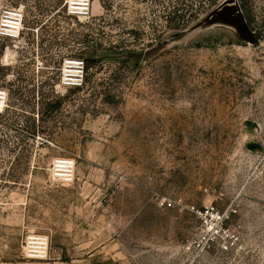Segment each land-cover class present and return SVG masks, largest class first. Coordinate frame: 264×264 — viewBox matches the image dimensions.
Wrapping results in <instances>:
<instances>
[{
  "label": "rangeland",
  "instance_id": "374dc122",
  "mask_svg": "<svg viewBox=\"0 0 264 264\" xmlns=\"http://www.w3.org/2000/svg\"><path fill=\"white\" fill-rule=\"evenodd\" d=\"M177 2L0 0V264H264V0Z\"/></svg>",
  "mask_w": 264,
  "mask_h": 264
},
{
  "label": "trees",
  "instance_id": "16d2710c",
  "mask_svg": "<svg viewBox=\"0 0 264 264\" xmlns=\"http://www.w3.org/2000/svg\"><path fill=\"white\" fill-rule=\"evenodd\" d=\"M177 1L178 2L175 6V11L173 12L175 14V17L171 18L169 24V27L171 28L187 27L191 23V21L198 20L202 15L210 13L211 10L217 7L224 0H177ZM248 1L249 0H239V3L243 10L242 11L243 19H245L244 10L246 9ZM255 40L257 41V37H255ZM92 42L93 44L97 43L96 40L90 39L88 35H86L81 40V43L84 45L85 50L86 48L90 47ZM85 50L73 54V57L82 58L87 62H89L90 60L89 58L86 57L87 52ZM58 104H59L58 102L55 103L48 102L47 111L51 106L55 105V107H57ZM47 111L43 113V116L47 113Z\"/></svg>",
  "mask_w": 264,
  "mask_h": 264
},
{
  "label": "bare ground",
  "instance_id": "6f19581e",
  "mask_svg": "<svg viewBox=\"0 0 264 264\" xmlns=\"http://www.w3.org/2000/svg\"><path fill=\"white\" fill-rule=\"evenodd\" d=\"M7 23H8L7 27H13L15 29V34L19 33V31H20V23H18V22L16 23V22H13V21H7ZM16 25H18V26H16ZM66 163H67L66 161H59V165L58 166L64 168Z\"/></svg>",
  "mask_w": 264,
  "mask_h": 264
},
{
  "label": "built area",
  "instance_id": "2783aa9c",
  "mask_svg": "<svg viewBox=\"0 0 264 264\" xmlns=\"http://www.w3.org/2000/svg\"><path fill=\"white\" fill-rule=\"evenodd\" d=\"M14 14V17L19 21V23L21 24L22 23V20H23V14L20 13V12H17V13H13ZM83 67V66H82ZM169 206H172L171 203H168Z\"/></svg>",
  "mask_w": 264,
  "mask_h": 264
},
{
  "label": "water",
  "instance_id": "95a60500",
  "mask_svg": "<svg viewBox=\"0 0 264 264\" xmlns=\"http://www.w3.org/2000/svg\"><path fill=\"white\" fill-rule=\"evenodd\" d=\"M234 2H235V0H224V1L219 5L218 9H221V8H223V7H225V6L229 5V4H232V3H234Z\"/></svg>",
  "mask_w": 264,
  "mask_h": 264
}]
</instances>
